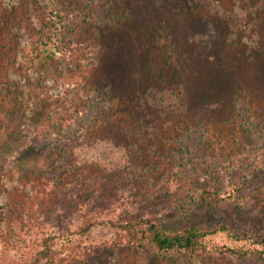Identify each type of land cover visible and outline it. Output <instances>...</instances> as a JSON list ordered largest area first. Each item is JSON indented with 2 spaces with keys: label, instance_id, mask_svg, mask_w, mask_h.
Wrapping results in <instances>:
<instances>
[{
  "label": "rangeland",
  "instance_id": "obj_1",
  "mask_svg": "<svg viewBox=\"0 0 264 264\" xmlns=\"http://www.w3.org/2000/svg\"><path fill=\"white\" fill-rule=\"evenodd\" d=\"M85 1L96 5L95 9L103 5V0ZM150 1L157 9H170L180 16L189 44L207 65L206 72H195L192 77L197 97L178 109L169 130L153 140L152 148L160 150L156 154V149L147 152L140 146L134 132L120 128L116 108H105L100 103L103 98L97 88L112 76L109 63L98 67L95 56L79 66L59 60L46 73H35L27 85L32 83L37 100L42 97L41 110L32 124L37 140L24 158L25 171L23 177L20 174L19 188L9 198L7 214L0 216V264H29L41 240L49 235L81 246L117 237L116 224L134 217L161 222L173 229L190 223L215 229L216 224L229 221L253 233L249 241L236 240L228 231L216 229L209 238L218 245H249L262 238L264 128L256 129V125L264 126V109L250 94L249 85L244 93H234L235 78L227 77L225 65L221 67L215 60L216 47L226 39L225 22L202 8L193 9L187 0ZM140 3L134 2V6ZM112 7L101 9L79 31L82 40L90 39V44L85 45L90 56L101 47L94 45L95 33L105 36L111 49H117V37L133 41L122 27L125 19L117 15V10L122 9L118 7L114 12ZM45 8V0H0V54L4 52L0 57V125L12 129L7 140L0 137V167L17 149V136L23 135L25 126L28 128L24 121L28 105H17L21 112L14 111L19 91L7 90L2 79L14 68L13 77L20 82L25 66L17 64L16 54L25 53V41L36 39L28 25L19 31L16 23L31 16L32 23H36ZM107 53L100 56L106 58ZM130 69L131 66L127 71ZM69 86L76 91L74 98L82 100L84 106L73 119L65 120L62 101ZM88 90L95 91L88 94ZM203 93L204 101L200 97ZM116 94L117 102H125L120 93ZM44 95H48V101ZM87 96L91 98L86 100ZM103 108L113 117L99 127L94 123ZM48 119L58 121L57 129L64 132L80 128L74 132L79 137L67 146L51 141L54 137L39 140L38 134L47 130ZM211 185L222 194L240 197L223 209L203 204L199 198L201 189ZM86 264H243V260L211 254L203 259L158 254L151 245L134 244L93 249Z\"/></svg>",
  "mask_w": 264,
  "mask_h": 264
},
{
  "label": "trees",
  "instance_id": "obj_2",
  "mask_svg": "<svg viewBox=\"0 0 264 264\" xmlns=\"http://www.w3.org/2000/svg\"><path fill=\"white\" fill-rule=\"evenodd\" d=\"M45 1V14L41 19H36V23H32L33 16L30 19L23 18L26 21L18 20L16 23L19 31L28 25L35 32L36 37L31 43L25 41L24 54L20 52L16 54L17 64L20 67L25 66L23 77L19 82L13 77L14 68H11L8 70L10 75L2 78L7 90L19 91L16 95L14 111L20 109L17 105L21 108L25 104L28 105L24 111L27 114L24 121L28 128L26 129L25 126L23 135L17 136V149L12 154L8 150L9 154L3 162L4 166L0 167V216L3 217L7 214L9 198L20 186V174L23 177L25 171L24 158L30 150L32 151L31 146L35 145L37 140L32 124L37 118L36 115H39L37 112L41 110L39 103L41 104L42 97H38L40 99L37 100L34 97V92L37 91H33L35 88L32 83L29 84L30 86L27 85V80L34 79L35 73H46L47 69L59 60L79 66L95 56L94 61L98 67L109 63L112 76L107 79L108 82L103 84V87L97 88L101 91L99 96L103 98L100 103L105 104V108H116L120 113L116 119L120 120V128H124L128 133L134 132L139 145L147 149V152L156 149V154H159L160 150L156 147L152 148L153 140L159 137L160 133L169 130L178 109L197 97L196 85L193 84L192 77L195 72L200 74L203 70L205 72L207 70V65L200 54L189 44L187 28L180 16L170 9H157L150 0H103V5L97 9H95L96 5L93 6L85 0ZM95 1L94 3H99L100 0ZM137 1L141 3L136 6ZM134 2H136L135 6ZM187 2L193 9L202 8L208 15L212 17L219 15L218 17L225 22L226 39L216 47L215 60L221 67L225 65L227 77L235 78L234 93H244L246 85H249L250 94L260 101L261 108L264 109L262 0H187ZM111 6L114 12L118 7L122 9L117 10V15L125 19L122 27L131 35L133 41L121 40L117 37L118 40L115 41L117 49H111L106 42L107 38L95 33L94 45L98 44L101 47L99 50L97 48V53L90 56L85 48L86 43L90 44V39L82 40V36L78 37L79 31L89 19L96 18L101 9L107 10ZM5 25L2 24L3 27ZM133 45H136V48H132ZM104 52H108L106 58L100 56ZM0 57H4L2 50ZM130 66L131 72L127 71ZM123 79L125 81H122ZM94 91L87 92L90 94ZM66 92L68 93L66 99L62 101L65 108L62 110L67 115L65 120H68L73 119L75 113L80 112V108L84 105L82 100L74 98L76 91L73 87L69 86ZM116 93H120L125 98V102H117ZM205 95L204 93L200 95L203 101ZM44 97L43 99L48 101V95ZM90 98L87 96L86 100ZM58 103L60 104L61 101ZM111 117L113 115L107 110L105 112L103 108L99 116L98 113L96 114L94 125L103 127ZM57 125L58 121L51 122L48 119L45 125L47 130L38 134L39 140L40 137L43 140L54 137L51 141L58 140L67 146L69 142L79 137L74 132H78L80 128L74 132L69 130L64 132V129L58 130ZM86 125L88 124H84ZM263 128V124L256 125V129L263 131ZM11 130L1 124L0 137L7 140ZM235 197L237 199L240 196ZM235 197L232 193L222 194L214 185L203 187L199 196L203 204L222 209L231 205ZM116 226L117 237L99 242H86L83 246L71 240L58 241L56 235H49L41 240L39 249L29 264H86L93 249H116L122 245L134 244L151 245L158 254L177 253L195 259H203L208 254L223 255L241 259L243 264H264V232L260 240H253L249 245L248 243L218 245L211 242L209 236L216 229L228 231L236 240L249 241L253 238V233L249 229H238L229 221L216 224L215 229L203 227L198 223L173 229L161 222L134 217L125 219Z\"/></svg>",
  "mask_w": 264,
  "mask_h": 264
}]
</instances>
